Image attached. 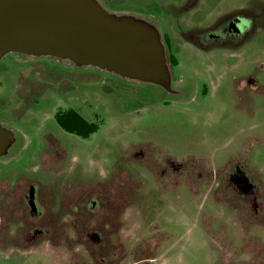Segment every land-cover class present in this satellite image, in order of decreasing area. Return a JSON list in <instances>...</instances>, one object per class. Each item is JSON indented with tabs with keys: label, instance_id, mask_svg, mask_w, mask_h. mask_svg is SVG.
<instances>
[{
	"label": "rangeland",
	"instance_id": "374dc122",
	"mask_svg": "<svg viewBox=\"0 0 264 264\" xmlns=\"http://www.w3.org/2000/svg\"><path fill=\"white\" fill-rule=\"evenodd\" d=\"M103 1L163 23L161 31L170 38L177 63L172 89L180 94L163 95L151 85L94 68L6 56L0 62V121L15 132L17 141L0 158V178L59 179L79 188L64 193L65 213L72 219L65 228L75 236L26 254L12 238L0 237V264H261L264 243L259 247L258 238L251 241L261 231L254 227L243 234L232 212L218 205L219 189L207 194L204 185L218 186L223 168L235 160L264 181V25L234 42L215 31L217 22L236 10L261 14L264 0H193L181 12L182 0ZM198 35L206 39L197 41ZM55 70L73 74L63 82H50L57 77ZM70 108L96 124L97 132L88 139L65 133L55 115ZM57 151L61 172L55 169ZM170 158L177 169L168 168ZM127 159L129 206L109 204L104 185L81 187L105 182ZM140 164L156 170L159 181L163 173L157 172L167 170L171 180L162 179V187L177 188L161 195L153 175L143 171L147 191H155L162 203L155 205L151 221L144 219L145 210L134 195L138 181L142 187L136 173ZM122 180L119 175L113 184L117 199L124 197L117 191ZM244 219L246 228L254 222L250 214ZM58 244L66 246L63 260Z\"/></svg>",
	"mask_w": 264,
	"mask_h": 264
},
{
	"label": "flooded vegetation",
	"instance_id": "af4514ba",
	"mask_svg": "<svg viewBox=\"0 0 264 264\" xmlns=\"http://www.w3.org/2000/svg\"><path fill=\"white\" fill-rule=\"evenodd\" d=\"M103 5L106 4L103 0H99ZM185 2L184 4H181L180 12L183 10H187L191 6V2L193 0H182ZM173 10L176 9L173 5H171ZM154 12H158V9ZM144 13V12H143ZM170 13V12H169ZM230 18V19H228ZM229 20V21H227ZM178 24L180 25L179 21L177 20ZM155 24L158 26V28L162 29V22L159 20L155 22ZM217 24L219 25L218 28L219 31L222 33V37L224 39H227L228 42H234L239 41L238 38H242V35H245L247 32H249L253 28H257L259 25H264V10L261 14L257 15L256 12H253V10H250V8H245L243 10H236L232 15L225 17V19H220ZM226 25V26H225ZM223 26V27H222ZM215 29V28H213ZM249 30V31H248ZM162 33V31H161ZM229 35H232L229 36ZM186 36V34H185ZM201 36V37H200ZM163 42L166 49L167 54V60L171 72V88L174 87V84L176 83L175 77L172 72V67H174L171 63L170 59V52L171 49L168 47H171L170 42L168 41L170 38L167 37L164 33H162ZM200 37V38H199ZM203 37V38H202ZM218 38V37H214ZM219 37L218 39H220ZM205 40L206 38L204 35H198L197 41ZM169 42V43H168ZM194 42L199 46L200 44L197 43L195 40ZM45 60H43L44 62ZM47 62V61H46ZM45 62V63H46ZM48 64H53L50 62H47ZM46 63V64H47ZM60 66V65H58ZM62 67V66H61ZM71 69V68H68ZM57 77L54 79H49L50 82H63L66 80V78L71 77L73 73L69 75L65 74V71L58 72ZM47 80V79H45ZM48 81V82H49ZM153 86V85H151ZM156 87V89L163 93V95H167L168 92L163 90L160 87L153 86V88ZM259 90V89H258ZM257 91V90H256ZM174 94H177L180 92L171 90ZM170 92V93H171ZM38 91L33 92V95L30 97V100L36 99V95ZM33 104V103H32ZM69 110L74 109H62L59 110L58 113H66ZM76 111V110H74ZM77 112V111H76ZM79 113V112H78ZM80 114V113H79ZM55 115V120H56ZM81 115V114H80ZM82 116V115H81ZM83 117V116H82ZM84 118V117H83ZM85 119V118H84ZM86 120V119H85ZM88 124L85 125L84 129L77 130L76 132H69L65 130L63 127L59 125V127L67 134L82 138V139H88L92 135L88 136L87 138L84 137L83 134H86L91 124H93L91 121H88ZM57 122V120H56ZM57 158L55 159L57 162L56 170L62 168L63 161L60 157L58 151H57ZM151 158V157H149ZM129 159V158H128ZM125 161V165L123 167H120L119 169H113L110 173V176L108 179H106L105 182H91L88 186H81L82 188L89 189L90 187L98 188L102 187L104 185L105 188H101V190H106L105 196L107 197V202L111 205L116 203H119L122 208L125 206H129V187L128 183H126L127 179L129 180L130 177V170L131 168L127 167L126 164H129V160ZM173 159H168V163L171 169L175 170L177 169V165L172 161ZM46 161H48V158H46ZM139 168H142V171H139ZM45 169H49L48 166H45ZM224 172V178L222 182H219L218 186L216 185H210L206 184L205 186H208L205 190L207 191V194H211V191L215 189V191H219V204L221 206L227 207L233 214L235 220L239 222V227L241 228V232L243 234H250V230H252L254 227L257 228V232L261 231L259 235L253 236V239L251 241L257 240V238L260 240L261 244L259 246V243H256V248L259 246H263L264 239L262 233H264V181L261 180L257 175L253 173V171L245 165V163L238 162V161H232L229 162L223 170ZM147 170L149 174L153 175L154 177V184L155 187L158 188V191H160L161 195L166 194V192H173L176 191L177 188H172L171 186L162 187L163 182L167 180H171L168 178L167 170H159L157 172L158 174L162 175V179L164 180L162 182V179L159 181L155 180V173L156 170L153 171V168L150 167V165L146 164H140L137 167L136 173L140 176L142 179V187H140V182L138 181V189L136 188V192L134 193L135 199L138 200V204L143 206L145 210V214L143 215L144 219H150L153 220L154 217V210L155 205H162L160 202V197L157 196V194L151 191H147V182L145 180V171ZM61 172V171H60ZM135 171H132L134 173ZM119 175L125 179L120 181V186H117V191H120L121 194L124 196L121 199L115 198L114 195H117L113 192V184L116 179H118ZM146 176V175H145ZM56 182H50L48 179H37L36 177L33 178L31 176H21L17 181H12L8 177H2L0 178V237L3 238H12L10 239L14 246L19 248L23 253H35L39 252L37 250H41L44 248L41 244L44 243H51V242H63L65 243V239L69 238L74 232L73 230L69 229L66 230L65 225L66 223L71 219L70 215H67L65 213V205H64V193L66 188H79L75 184L78 183H69L65 180H55ZM171 182V181H170ZM80 185V184H79ZM80 187V188H81ZM81 188V189H82ZM102 195L97 196V200H101ZM98 202H94V205H97ZM148 211V213H147ZM250 214L251 218L253 219V224L249 225V228H246L242 223L245 222L246 219H244V215ZM79 216V215H78ZM256 232V233H257ZM261 234V235H260ZM73 236H75L73 234ZM252 236V235H251ZM263 236V237H262ZM11 243V242H10ZM101 243V241H100ZM263 244V245H262ZM31 245V246H29ZM48 247V246H47ZM59 249H64L66 246H62L61 244H58ZM31 249H37L30 251ZM58 249V248H57ZM63 251L59 253L61 255V259L63 260ZM250 252L253 254L250 250ZM231 256L234 258L235 254L234 252H230ZM112 262V261H111ZM139 262V261H138ZM262 263L264 264V255L262 256ZM61 264H64V261L61 262ZM108 264V263H107ZM112 264V263H111Z\"/></svg>",
	"mask_w": 264,
	"mask_h": 264
},
{
	"label": "water",
	"instance_id": "95a60500",
	"mask_svg": "<svg viewBox=\"0 0 264 264\" xmlns=\"http://www.w3.org/2000/svg\"><path fill=\"white\" fill-rule=\"evenodd\" d=\"M14 54L172 90L158 26L140 15L111 12L99 0H0V62ZM16 141L0 121V158Z\"/></svg>",
	"mask_w": 264,
	"mask_h": 264
},
{
	"label": "trees",
	"instance_id": "16d2710c",
	"mask_svg": "<svg viewBox=\"0 0 264 264\" xmlns=\"http://www.w3.org/2000/svg\"><path fill=\"white\" fill-rule=\"evenodd\" d=\"M111 5L108 6V5L104 4V6L111 12L125 13L124 11L112 8ZM128 14H133V13H128ZM140 16H142V17H144V18H146V19H148L154 23L158 20V18L156 16L145 15L144 13L141 14ZM155 17L157 20L155 19ZM168 48L171 49V47H168ZM170 55H171V52H170ZM19 56H22V55H19ZM22 57H27V56H22ZM27 58H30V57H27ZM170 59H171L172 65L176 66L177 63H176V61L172 55L170 56ZM42 60H45V61L53 63V64L61 65V66L64 65L63 62H58L54 59L42 58ZM65 65H67V64H65ZM56 120H57V123L61 127H63L65 130H67L69 132H76L77 130H82V129H84L85 125L88 124V122L78 112H76L74 110H69L64 114H62L61 112L58 113L56 115ZM89 127H90L89 131L86 134H83L85 138L96 133L98 130V126L96 124H91V126H89Z\"/></svg>",
	"mask_w": 264,
	"mask_h": 264
}]
</instances>
